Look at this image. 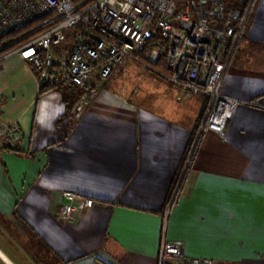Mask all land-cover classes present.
<instances>
[{"label": "crops", "instance_id": "obj_1", "mask_svg": "<svg viewBox=\"0 0 264 264\" xmlns=\"http://www.w3.org/2000/svg\"><path fill=\"white\" fill-rule=\"evenodd\" d=\"M91 80L89 103L68 86L40 95L28 64L0 62V264H157L162 237L187 258L264 264V0L222 81L239 106L223 138L204 131L169 206L206 99L134 60ZM62 191L94 205L60 224Z\"/></svg>", "mask_w": 264, "mask_h": 264}, {"label": "built area", "instance_id": "obj_2", "mask_svg": "<svg viewBox=\"0 0 264 264\" xmlns=\"http://www.w3.org/2000/svg\"><path fill=\"white\" fill-rule=\"evenodd\" d=\"M252 1L244 14L234 18L237 30L233 22L207 38L210 23L216 20L214 12L197 21L195 10L179 8L178 0H0V51L16 44L0 56V62L17 56L31 67L40 86L73 87L92 101L100 89L92 76L105 82L117 66L134 60L162 75L179 90V99L204 97L197 138L203 130L223 138L239 102L221 94L222 81ZM26 28L29 31L23 36H9ZM76 28L69 42L67 34ZM38 30L42 32L35 35ZM156 36L167 44L166 74L154 68L155 56L142 57L148 40ZM16 140L12 136L8 142L13 146ZM61 197L63 205L56 218L64 225L75 223L77 203L82 209L94 205L93 199L74 191H62ZM157 264L216 263L187 258L179 245L162 237Z\"/></svg>", "mask_w": 264, "mask_h": 264}, {"label": "trees", "instance_id": "obj_3", "mask_svg": "<svg viewBox=\"0 0 264 264\" xmlns=\"http://www.w3.org/2000/svg\"><path fill=\"white\" fill-rule=\"evenodd\" d=\"M79 1H81V0H79ZM258 1L259 0H253L251 2V5H250V8H249L247 17H246V21H245V23L243 25V28L241 30V34H240V37H239V40H238L237 44L239 43V41L245 35V32H246V30L248 28V24H249L250 19H251L252 15H253L254 8H255V6H256ZM249 2H250V0L249 1L248 0L243 1V5L241 6L242 14L245 13V11H246V9H247V7L249 5ZM28 31H29V28H26V29H23V30H18V31L12 32L9 36L11 38L20 37V36L25 35ZM76 31H78L77 28L74 29V30H71L70 32H68L67 39L69 40V42L73 39L74 33H76ZM41 32H42V30H38L35 33V35L40 34ZM35 35H33V36H35ZM25 39H27V38H25ZM25 39H23V40H25ZM237 44L235 45V48H236ZM15 46H16V44H14V45H12V46L4 49V50H1L0 51V56H2L3 54L9 52ZM229 47H231V42L228 43V48ZM166 51H167L166 42L163 39H161L159 36H156V37H152V38H150L148 40L147 45H146V47L144 49V52L142 53V57L144 59H146L150 54L156 53L157 57H156L155 62L153 63V66H154V68L157 71L161 72L162 74H166L167 73V66H166V59H165L166 58ZM57 87L58 86L45 87V86L41 85L40 86V95H43V94L48 93L50 91H54V90H56ZM70 88H73V87H70ZM201 119H202V116L198 120L197 125H196L195 129L192 132V137H191L190 142H189V144H188V146L186 148V152L184 154V159H183L182 164L180 165V167L178 169V172L176 174V178H175L173 186H172V190H171L170 195L168 197L167 204H166L167 206L171 205L176 200L179 192L182 189L183 183L185 182V179H186V176H187V174H188V172L190 170V167L192 166V163H193V161H194V159H195V157L197 155V151H198L199 143H200V140H201V136L204 133V130H203L201 132V134L199 135V137L197 138V132H198V128H199ZM10 138H12L11 134H9V136H8V139H10ZM195 141H196V143H195ZM194 143H195V147L193 149L191 157L189 158V155H190V152L192 150V146H193ZM3 149L6 150V151H9V152H12V153H21L20 150H19V145H18L17 142L13 146H5V147H3ZM188 158H189V161H188ZM187 161H188V163H187Z\"/></svg>", "mask_w": 264, "mask_h": 264}, {"label": "rangeland", "instance_id": "obj_4", "mask_svg": "<svg viewBox=\"0 0 264 264\" xmlns=\"http://www.w3.org/2000/svg\"><path fill=\"white\" fill-rule=\"evenodd\" d=\"M245 0H178V7H189L192 10H197L196 20L199 21L209 12H214L216 20L213 19L210 23L211 32L206 34V37H211L213 31L223 32L234 22L236 16H241V6ZM249 1V0H248ZM228 47V42L226 43ZM79 95L83 97V94ZM84 103H89L86 98H83ZM81 104V103H80ZM83 106V103H82Z\"/></svg>", "mask_w": 264, "mask_h": 264}]
</instances>
